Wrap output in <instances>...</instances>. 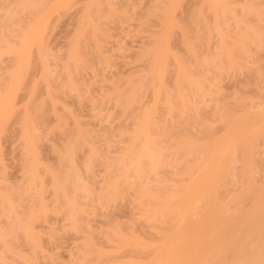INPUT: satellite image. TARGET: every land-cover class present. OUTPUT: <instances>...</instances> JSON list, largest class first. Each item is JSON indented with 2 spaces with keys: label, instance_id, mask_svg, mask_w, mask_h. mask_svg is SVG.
<instances>
[{
  "label": "bare ground",
  "instance_id": "obj_1",
  "mask_svg": "<svg viewBox=\"0 0 264 264\" xmlns=\"http://www.w3.org/2000/svg\"><path fill=\"white\" fill-rule=\"evenodd\" d=\"M1 1L0 4H4ZM90 1L87 12L83 9L86 20L91 17L109 19L113 12L116 13L114 0ZM157 1L154 9L158 11L154 17L158 29L151 32L157 35L148 40L151 47H142L134 56L137 65L133 68L135 72L131 71L137 73L135 76L129 73L131 77L124 82L125 88L121 92L115 90L121 86L120 82L117 83L119 86L108 83L111 91H115L114 97H111L113 93L107 95L109 102L115 100L114 107H120L121 112L133 121L128 143L110 157L106 151L100 152L88 143V134L77 127L68 133L69 136H64L61 148H49L52 165L42 164L39 157L44 137L36 123L42 117V102L34 103L33 97L38 92L34 79L25 87V92L28 89L29 92L19 98V103H23H20L21 110L12 122L10 119L18 104L15 102L16 91L22 84L19 83L24 78L23 70L26 65L29 69L27 63L36 54L33 47L37 48V34L48 27L52 15H61L76 1L17 0L7 4L0 16L10 33L7 36L0 34V141L15 137L20 176L18 185L9 184L8 160L5 164L0 150V264H264V181L261 188L260 185L256 187L261 194L253 197L258 191L252 176L256 170L252 167L258 166L256 162L263 153L258 154L262 149L264 151V105L249 99L250 108L256 104L260 111H240L238 115L228 110L216 113L213 122L220 128L218 136L211 135V123L206 120L198 122L197 140L190 139L185 132L191 123L188 114L192 111L189 110L196 109L193 105L211 102L208 100L211 92L205 87L210 81L200 80V76L212 74L218 79L227 70H240L239 60H250L254 51L260 52L263 48L264 0ZM2 6L0 8L4 9ZM180 7L185 16L182 23L177 24L180 21H175V10ZM103 10L110 15H104ZM19 14H22L24 24L20 22ZM83 18L74 23L72 35L66 40L63 51L66 60L61 66L64 80L56 75L61 81L59 84L54 79L56 71L49 69L48 63L56 64L62 52L57 53L59 57L48 54L49 61L37 49L36 59L40 62L37 80L42 82L45 88L42 96L51 102L52 109L58 94L74 93L75 100L81 102L76 76L93 67L83 58L88 32H91L96 60L102 68L109 67L110 57L106 53L101 55V49L98 52L99 40L95 37L99 32L98 20L91 26L93 19L81 24ZM177 27L181 31L179 40L185 49L186 61L202 72L200 76L195 77L190 67H182L166 48L172 29ZM197 31L202 34L197 35ZM167 56H172L175 62L170 91L164 90L162 84ZM55 64H51L52 68ZM256 69L259 75V69ZM18 72H23L19 82L16 77L21 73ZM36 72L33 71V78L38 77ZM261 78L264 79V75ZM49 80L54 83L51 81L50 84ZM150 83L153 85V89H149L152 106L140 109L134 116L132 109L139 103V95H146L145 86ZM171 89L174 95H171ZM173 99L178 102L175 106ZM45 103L43 105L47 106ZM158 103L163 106L166 119L171 123L179 121L181 134L175 137L169 130L158 128V122L153 118ZM246 105L241 102L238 107L245 109L249 106ZM56 120L59 121L58 116ZM174 138L177 140L170 144L169 140ZM97 161L103 163L99 180H95L93 170ZM174 165H180L174 174L176 180L165 176V171ZM234 181L239 182L238 186ZM234 186L239 188L234 189ZM226 187H231V191L228 192L230 188ZM128 194L134 195L132 199L140 207L138 218L143 221L142 233L151 237L153 243H142L136 238L134 225L108 220L92 227L88 221L86 207L92 202L105 208ZM59 216L62 227L76 237L64 257L55 252L56 248L45 247L54 246L50 242L52 228H48L47 221L54 217L55 223ZM44 224L47 227L44 228ZM41 229H49L46 242L43 238L46 233ZM254 235L257 236L256 245ZM109 248L114 253L105 251Z\"/></svg>",
  "mask_w": 264,
  "mask_h": 264
},
{
  "label": "rangeland",
  "instance_id": "obj_2",
  "mask_svg": "<svg viewBox=\"0 0 264 264\" xmlns=\"http://www.w3.org/2000/svg\"><path fill=\"white\" fill-rule=\"evenodd\" d=\"M13 1H15L16 3L17 0L1 1V3L4 2V4H0L3 5L2 7H4V9L0 8L1 9L0 16L4 14L6 10L5 8L8 7L7 4L9 3L12 4ZM54 1L56 0H42V2H46V3L54 2ZM74 1H76V3ZM74 1L72 2H74L75 5L72 4L73 6L71 5L70 8L67 9L64 13H62L57 17L54 14L49 18L48 27L42 30L41 32H39L36 36L37 48L33 47V52L35 53L36 51V54L35 55L33 54L30 57V61H28L27 63L29 69H27V65H26V69L23 70L25 71L24 75L22 76L23 72H20L21 74L18 72V74L20 75L16 77L17 80L22 79L20 76L24 78L20 81L19 84L21 83L22 84L20 87L18 86L19 89L18 91H16L17 100L15 99V102L17 101L18 104H16V106L14 107V114L12 115L10 121L12 122V120L21 110L20 103L22 102L19 103V98L23 97L22 94L25 95V93L29 92L28 91L29 89L25 92V90L27 89V88L25 89V87H27V85L30 86L31 83L30 80L33 81L34 79L33 82L37 81L36 84H38V86L36 85L37 87L35 86L38 92H35L37 96L35 94L36 97H33L35 102L33 100L31 101V103L34 102L35 104H37L39 103V101L42 102V106L40 105V110H41L40 113L42 117L39 119V122H37L36 125L39 128H41L39 129V133L41 134L42 137H44V141L41 143L39 147L40 150L39 157L42 159L41 163L45 165L53 164L52 154L49 148L51 147H54L56 149H58L59 147L61 148L60 145H62L61 143L64 142L66 138V134L69 136L68 133H70V131H75L77 127H80L83 131H85L88 134V138H87L88 143L93 145L100 152L106 151L110 157L114 156L115 153L121 147H123L128 143L127 137L133 128V121L128 117V114H123L121 112L120 107L119 108L118 106L114 107L115 102L113 101L115 100L109 102L110 99L108 98L109 96L107 95L113 93V96L111 95L110 96L114 97L115 91L114 92L111 91L110 89L111 85L109 87L108 83L110 81V84L112 82L116 86L118 85L117 83L120 82L121 86L119 85L118 86L122 88L119 89V87H117V89L115 90L120 92L123 91L125 88L124 82H126V80L129 77H131L130 74L135 76V74L137 73L136 72L135 74H133L135 72L133 68L135 65H137L133 61L134 56L142 50V47L146 48L147 46L148 48L149 47L148 45H150L151 47L152 43H150L148 40H150L152 36L157 35L154 34L155 33L154 31L158 29L157 28L158 26L155 27L156 19L154 17V14L156 13V11H158L157 9L156 10L154 9L155 5L159 3L157 0H114V1L112 0L114 2L113 7H115V5L117 4V6L115 7L116 9L114 10L116 11V13L113 12L114 15L109 16V19L103 18L102 20H98L96 17H94V19L92 17L88 19L90 20V22L91 19H93V22H91L92 23L91 26H94L93 23L96 24L97 20L99 21V22L97 21V24L100 25L99 32L95 34V37L97 38V40H99L97 41L99 43L97 44L99 45L98 52H100L99 50L101 49V51L103 52V53L100 52L101 55L106 53V55L110 57L109 67L102 68V65L101 64L99 65V60H96L98 59L96 58L97 55H95V53H93L92 50L93 42L91 41L92 40V36L90 34L91 32H88L86 35L87 39L86 37H85L86 40L84 39L86 43H85V47L83 48L84 50L82 51L83 53H85L83 58L87 60V64H89V66L93 65V67L86 71H81L79 75L76 76V79L78 81L77 87L80 90L79 95L81 96V102H77V100H75L76 98L74 96V93H70L65 96L58 94L57 95L58 99L55 100V107L54 109H52L50 105L51 102L49 103V101H47L48 100L47 98L45 101L46 96L44 95L42 96V94L44 93L42 91H45L43 90L44 86L42 82L39 81L41 83H38L39 80L38 78L40 77L38 76L39 74L36 71H38L39 69L38 65L40 66L39 64L40 62L38 63L39 60L37 61L36 59V56H38L39 53L37 52V49L38 51L41 52V54H43L44 57H46V60L49 61L50 59H47L48 54H52L55 56L57 55V57H59L58 56L59 54L57 53H59L60 51L63 53V54L60 53V56L62 57L64 55L65 52L64 50L66 49L64 46L66 40L69 38L70 35H72L71 33L73 32V26H75L74 23L76 21L80 22V18H83V14L87 12V9L89 8V6L87 8V4L89 5L90 2H92L90 0H74ZM69 2L72 3L71 0H69ZM83 9L85 10V12L83 11ZM104 12L105 11L103 10L102 13ZM106 12L104 13V15L106 14L107 16L109 13L107 14ZM79 15L81 16L78 17ZM175 16H176L175 21L176 22L178 20L180 21V23L177 24H181L182 19L185 16V13L183 12L181 7L175 10ZM18 18H20L21 19L20 22L24 24L25 21L23 19L22 14H19ZM77 18L79 20H77ZM83 19L81 20L82 21L81 24H84L86 21H88L86 20V18ZM1 20H0V34L7 36V34L10 33L6 31V28ZM152 31L154 32L153 33L154 35H152L151 33ZM179 31H180L179 27L172 29L171 31L172 34L170 33V35L172 36L168 41L169 44L167 43L166 48L167 50L170 51L169 53L175 55L174 58H176V60H178L181 63L182 67L186 69L190 67L192 69V74H195V77L200 76L202 72L193 69V66L190 63H188L189 61L188 62L186 61L187 56L185 54V49L183 50L182 48L183 44L182 46L180 44L181 41L179 40L180 39ZM88 34H90V36H88ZM196 34L200 35L202 33L200 31H197ZM158 37L159 36H157V38ZM214 41L215 40L213 39L212 43ZM250 48L252 49L254 47L250 46ZM259 50L261 51L260 52H258L257 50H256L257 52L254 51L253 58L250 57L252 59L249 60L248 58L247 59L243 58V60L241 59L238 61L240 70H235V72L232 70H227L225 74L223 73L221 77L219 76L220 78L218 79H215L214 78L215 76L212 74H205V75L201 74L202 76L200 77L202 79L200 78V80L205 79L210 81L209 83L207 82L208 84H210V86L208 87V84L206 83L207 86L205 84V87L207 88V90L209 89L211 92L210 94L211 99H208L211 100V102L207 101L205 103L203 102L200 104H194L193 106L196 107V109L192 107L191 110H189V112L192 111L188 114V119L191 121V123H189L190 125H188L189 127L187 126V130L185 132L189 134L190 139L192 140L198 139V135H199L198 128L200 127L198 122L201 120L204 121L206 120L207 122H210L211 135L218 136L220 134V130H219L220 128L217 127V123L213 121L215 118V114L221 110H228L231 112H235L236 115H238V112L240 111H247L249 113H256L260 111L258 107L255 106L256 104L251 105L252 107L250 108L251 103H249L248 101L249 99H253L255 103L264 105V79L261 78L264 75V45L263 48ZM251 55L252 54H250V56ZM61 57L59 58L56 64L55 62L53 63L52 61H50L51 63L50 62L48 63L47 61V63L50 65L49 69L55 70L57 72V74L56 72L54 73L55 74L54 79L58 81V83L56 82L57 84L61 82L60 80H58V78L63 79L64 76V74L62 75L63 71H61L62 70L61 66L65 63L66 59H65V55L64 58ZM166 59L167 60L165 61L166 63L165 74L163 76L162 84H164L163 85L164 90L169 89L168 91H170V87L172 86L171 84H173L175 62L172 56L171 57L167 56ZM1 60L6 61L7 59L4 60V58H2ZM253 60H255L256 62L255 61H254L255 63L251 62ZM51 64L52 65L55 64L56 67L52 68ZM29 65L30 66L33 65V67H30ZM22 68H20V70H22ZM256 68L259 69L258 71L259 75H257ZM131 70H133L134 72L132 73ZM33 71L36 72V75L38 77L35 76L33 78L32 75ZM56 75L59 77L56 78L57 77ZM48 79H50V77ZM116 79H118V82L117 81L114 82ZM40 80L44 81L43 79ZM28 81H30V83ZM154 84L156 85L155 82ZM144 85H148V84H144ZM149 85H148L149 88L145 86L147 93L144 90V94L146 93V95L143 96L146 99H144L141 93V95H139L140 97L139 103H136L134 108L132 109L134 116L138 115L140 109L148 108V107L151 108L152 106V102L150 101V95H151L150 92L153 89L152 88L153 85H151V83ZM170 93L171 95H174L172 94L174 93L172 92V89ZM106 97L108 99H105ZM174 100L175 99H173L172 102L175 106L178 104V102H175ZM44 102H46L48 105L47 106L43 105ZM241 102H246V104L249 106L245 109H239L238 104ZM162 108L163 106L161 105V103L156 104L154 107L155 113L153 118L156 120V122H158L157 123L158 128L160 129L161 127H163L164 129H167V131L169 130L170 135L175 137L176 135L178 136L179 134H181L179 133V131H181L182 126H180V123L177 120H174V122L171 123L168 119H166L164 116L165 114L163 115L164 109L162 110ZM192 109H194V111ZM57 116L59 117V121L56 120ZM42 122L44 123L41 124ZM13 126L15 128L17 127L16 124ZM176 140L177 139L175 138L170 139L169 143L174 144ZM0 142L2 145L0 147L1 148L0 150L2 155L4 156L2 157L5 158L4 162L6 164L8 160L9 163L6 164L8 177L10 175L9 184L16 185L18 183V179L20 176V172L17 171L18 162L16 157L18 152H17L16 139L15 137H5ZM83 149L84 151H86V148ZM260 149L262 148L260 147ZM260 149L258 151L259 152L262 151V152L259 153L258 155L262 153L264 154L263 149L261 151ZM262 155H260L261 156L260 160L257 159L259 160V162H256L258 166L254 167L255 166L254 165L252 167V168H256V170H253L252 176L255 182L254 185L255 189L259 192V193L254 192L253 197L256 196L257 194L258 195L261 194V190L259 188H261V186L264 185V184L261 185L262 181H264V156ZM179 167L180 165H174L173 168H168L165 171V176L176 180L177 176H175L174 174L177 173ZM102 169H103V163L97 161L93 169L95 180H99ZM16 177L18 178L16 179ZM10 181L13 183H10ZM234 182L236 183L237 181ZM238 183H236L237 186ZM153 184H155V182H152V185ZM257 186L259 188H256ZM231 187L233 189V186ZM231 187H226V189L230 188L228 192L231 191ZM238 188L239 187L234 186V189H238ZM226 189L222 191H226ZM225 194H227V191ZM225 194L222 195V197L225 196ZM132 196L134 195H129V194L125 195L124 199H118L113 205L111 204L109 207H105V208L97 204L96 202H92L90 205L86 207L87 219L88 221L91 222L92 227H97V224L99 222L108 221V220H113L129 226L134 225L136 229V233H135L136 238L140 239L142 243H153L151 237L145 235V233H142L143 221L142 219L138 218L141 210L140 207L137 205V202H135L132 199ZM53 218L54 217H52V219ZM52 219L49 218L47 222H49L48 228L49 229L52 228L50 233H52L53 237L50 240V242L53 243L54 246H51V244H49V246L45 245V247L47 249L48 248L50 249L51 247L56 248L55 252H57L60 255L62 254L61 256L64 257V255H66V251L68 250V247L72 246L76 237L75 235H71L70 233H68L62 227L63 224L61 222L62 220L60 221V216L58 217L55 223H53L54 221H52ZM43 226L45 228L47 227V224H44ZM49 229H44V230L41 229V232L43 231L44 233H46L45 235H43L44 242H46V238L49 234ZM252 237L254 238L253 240L256 239V243L254 242V245H256L257 236L254 235ZM105 251L109 253H114L110 248L105 249Z\"/></svg>",
  "mask_w": 264,
  "mask_h": 264
}]
</instances>
